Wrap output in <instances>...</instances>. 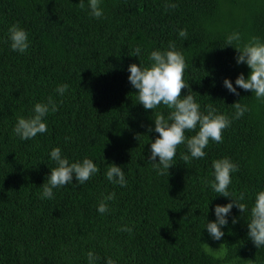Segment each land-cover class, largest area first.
<instances>
[{"label":"trees","instance_id":"obj_1","mask_svg":"<svg viewBox=\"0 0 264 264\" xmlns=\"http://www.w3.org/2000/svg\"><path fill=\"white\" fill-rule=\"evenodd\" d=\"M79 3L0 0V264H89V251L95 264L109 257L116 264H264V247L248 237L256 193L264 191V103L251 90L237 87L235 95L224 85L251 72L237 64L235 42L227 46L226 39L239 33L241 43L264 41V0H101L99 19L89 15L87 0L85 9ZM166 3L178 7L165 10ZM13 24L28 33L26 53L11 49ZM170 42L187 63L183 78L191 88L182 95L190 91L205 113L212 104L231 118L237 101L249 110L223 130L222 143L210 141L205 158L186 164L182 144L170 175H158L149 157L159 133L148 128L155 126L153 112L169 110L138 103L128 67L140 63L130 55L136 47L150 65V53ZM61 84L68 85L63 96L56 92ZM49 96L59 107L45 117L48 131L21 140L13 132L18 117L34 115L35 104ZM56 147L70 163L87 157L100 171L41 199ZM224 157L239 166L229 190L245 193L248 212L234 205L224 236L214 240L206 224L216 220L217 204L233 198L217 195L203 179H214L212 162ZM113 162L125 173V187L106 179ZM112 192L109 211L99 213Z\"/></svg>","mask_w":264,"mask_h":264},{"label":"clouds","instance_id":"obj_2","mask_svg":"<svg viewBox=\"0 0 264 264\" xmlns=\"http://www.w3.org/2000/svg\"><path fill=\"white\" fill-rule=\"evenodd\" d=\"M101 0H87L89 15L99 19L103 16L100 7ZM78 6L85 9V0H80ZM175 3H166L165 10L175 9ZM187 30H179V36L187 38ZM8 39L11 41V49L15 52L26 53L30 46L28 33L18 24H13L8 29ZM239 33L230 34L226 39L227 46H233L237 50V64H247L251 72L247 78L241 73L235 80V86L231 79L224 80L225 87L233 94L239 95L237 87L245 91L251 90L255 98L264 103V41L259 37H251L247 43H241ZM141 49L136 47L130 54L139 57L140 63H132L128 67L130 75L129 82L136 90L137 100L146 110H156L161 106L168 109L167 116L163 112H153L155 122L154 128L149 126L148 132L155 131L159 136L151 141L150 161L156 162L153 167L158 175H170V168L174 166V158L177 149L184 144L187 148L186 153L181 154L183 162L190 163L193 159L200 160L206 157V147L210 141L215 143L223 142V130L231 126L233 119H240L246 111L247 105H242L239 101L231 104L235 109L233 117L229 118L226 114H219L212 104L206 106V113L200 110L199 103L196 102L190 91L187 95H182V90L191 88L189 83L183 78L187 68V63L183 54L176 50L175 42H170L166 51L153 50L148 59L150 65H144L140 59ZM68 90L67 84L58 85L56 92L63 96ZM62 103V101H61ZM58 104L49 96L46 103H36L33 109L34 115L25 118L18 117L13 128V132L21 140H30L38 134L48 131L45 117L49 113L58 111ZM198 129V131H196ZM196 134L189 137L186 132ZM70 137H66V140ZM138 139V135H137ZM157 157L159 161L157 162ZM51 160L55 161L56 167L51 168L50 175L47 177L40 193L41 199H53L54 189L62 188L75 180L80 185L92 179L99 173L100 169L93 160L85 157L82 161L69 162V159L62 156L59 147L53 148L50 153ZM214 179L209 181L203 179V183L212 188L217 195L232 197V201L226 205L217 204L215 207L216 220L208 222L206 228L214 240H220L224 236L223 226L228 224V215L231 214L233 206H237L243 215L248 212V206L241 201L245 199V193L241 192L235 196L230 192L229 186L232 183L231 173L239 171V166L230 158L224 157L212 162ZM106 179L113 184L121 187L127 185L125 173L121 166L110 163L105 172ZM115 198V192L105 196L98 205V211L105 214L109 211L106 201ZM251 219L248 221V237L259 249L264 247V191L256 193L254 205L250 211ZM233 224L237 223L234 218ZM122 231L131 232L132 229L124 226ZM97 257L93 252H88L89 264H95ZM107 264H116L111 257L107 259Z\"/></svg>","mask_w":264,"mask_h":264}]
</instances>
